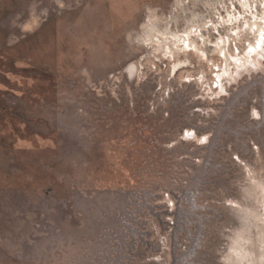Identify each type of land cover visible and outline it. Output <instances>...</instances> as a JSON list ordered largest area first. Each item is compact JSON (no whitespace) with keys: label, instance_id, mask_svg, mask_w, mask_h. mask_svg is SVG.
<instances>
[{"label":"rangeland","instance_id":"obj_1","mask_svg":"<svg viewBox=\"0 0 264 264\" xmlns=\"http://www.w3.org/2000/svg\"><path fill=\"white\" fill-rule=\"evenodd\" d=\"M263 3L0 0V264H264Z\"/></svg>","mask_w":264,"mask_h":264},{"label":"bare ground","instance_id":"obj_2","mask_svg":"<svg viewBox=\"0 0 264 264\" xmlns=\"http://www.w3.org/2000/svg\"><path fill=\"white\" fill-rule=\"evenodd\" d=\"M264 1V0H263ZM264 4V3H263ZM251 5V4H250ZM253 6V5H252ZM243 7L244 8H246L247 7V4L246 3H244L243 4ZM253 9V8H252ZM251 9V10H252ZM250 9H249V11H251ZM264 10V9H263ZM246 12V11H245ZM249 13V12H248ZM242 14V13H241ZM252 15V14H251ZM230 16V15H229ZM255 17V16H254ZM234 18V17H233ZM230 19V18H229ZM232 19V18H231ZM235 19V18H234ZM253 19V18H252ZM252 19H250V20H252ZM256 19V18H255ZM254 19V20H255ZM243 20V19H242ZM234 21H236V19L234 20ZM256 21V20H255ZM232 22V21H231ZM230 22V23H231ZM240 22H241V20H240ZM250 22V21H249ZM263 22H264V18H263ZM227 23V22H226ZM228 23H229V20H228ZM234 23V22H233ZM232 23V24H233ZM244 24V23H243ZM259 24V23H258ZM264 24V23H263ZM256 24H252V26H251V28H254V26H255ZM261 25H262V23H261ZM170 26V25H169ZM243 26V25H242ZM171 27V26H170ZM256 27V26H255ZM241 28V27H240ZM256 29V28H255ZM198 30H200V29H198ZM168 30H166L165 31V33H160V31H159V33H160V35L162 36V38L164 39V42H165V44L166 45H164V48L165 47H167L169 44H171L172 46L173 45H175V46H177V44H179L180 43V41H181V37L179 36V35H176V34H173L171 31H168ZM262 31V33L264 32V27H258L257 28V32H261ZM167 32V33H166ZM201 32V31H200ZM234 32V31H233ZM236 32V31H235ZM258 33V34H259ZM238 34V33H237ZM161 36H160V38H161ZM260 36V35H259ZM195 37H198V39L199 38H203V36H202V34L201 33H199L198 34V31H194V30H190V31H188L187 33H185V37L183 38V40H182V43L184 44V45H182L181 46V48L182 49H184L185 51H187V52H192V50H194V51H196V50H198L199 51V48H198V46L196 45V43H195ZM261 38V37H260ZM257 41V40H256ZM222 42V41H221ZM225 42H227V41H225ZM258 43H261V40L260 41H257ZM263 44V43H262ZM251 45V44H250ZM254 45L255 44H253V47L251 48L252 50H253V48H254ZM178 47V46H177ZM255 49H257L256 47L254 48V50L253 51H250V54H252L253 52H255ZM167 53L168 54H170V56H173V49H171L170 47L168 48L167 47ZM186 52V54H188ZM221 52L222 53H226V51H225V48H223V50H221ZM165 53V52H164ZM226 56V55H225ZM224 56V57H225ZM230 56V55H229ZM237 57V56H236ZM234 57L233 55H231L230 56V60H232V62H234V64L233 63H231V65H235V64H238V59H240L239 57ZM226 58L228 59V57L226 56ZM229 60V59H228ZM227 61V60H226ZM241 61V60H240ZM228 62V61H227ZM184 67L182 66V64H180V63H178V64H176L174 67H173V73L176 75L181 69H183ZM134 69V68H133ZM227 69V68H226ZM133 71V70H132ZM224 71V70H223ZM227 71V70H226ZM222 73H224V72H222ZM225 75V74H224ZM221 76V74H218V77H220ZM222 77V76H221ZM239 250V249H238ZM240 255H241V253H240ZM251 255V254H250ZM254 256V255H253ZM248 257V256H247ZM250 257V256H249ZM242 258V257H241ZM244 258H246V257H244ZM255 258V257H254ZM249 260V259H248ZM235 261V260H234ZM245 261V260H244ZM243 261V262H244ZM242 264V263H241ZM252 264V263H251Z\"/></svg>","mask_w":264,"mask_h":264},{"label":"snow or ice","instance_id":"obj_3","mask_svg":"<svg viewBox=\"0 0 264 264\" xmlns=\"http://www.w3.org/2000/svg\"><path fill=\"white\" fill-rule=\"evenodd\" d=\"M261 42L264 43V34L261 36Z\"/></svg>","mask_w":264,"mask_h":264},{"label":"crops","instance_id":"obj_4","mask_svg":"<svg viewBox=\"0 0 264 264\" xmlns=\"http://www.w3.org/2000/svg\"><path fill=\"white\" fill-rule=\"evenodd\" d=\"M30 22H31V21L29 20L28 22H26V24L28 25V24H30Z\"/></svg>","mask_w":264,"mask_h":264}]
</instances>
